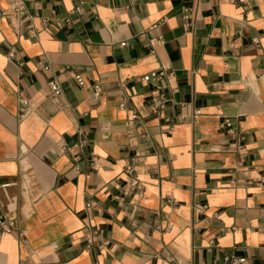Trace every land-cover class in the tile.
I'll return each mask as SVG.
<instances>
[{
  "label": "crops",
  "instance_id": "1",
  "mask_svg": "<svg viewBox=\"0 0 264 264\" xmlns=\"http://www.w3.org/2000/svg\"><path fill=\"white\" fill-rule=\"evenodd\" d=\"M161 62L169 77L141 79ZM78 135L74 168L60 144ZM3 216L0 264H264V0H27L19 23L0 16Z\"/></svg>",
  "mask_w": 264,
  "mask_h": 264
},
{
  "label": "built area",
  "instance_id": "2",
  "mask_svg": "<svg viewBox=\"0 0 264 264\" xmlns=\"http://www.w3.org/2000/svg\"><path fill=\"white\" fill-rule=\"evenodd\" d=\"M232 1V0H230ZM81 2L76 5L71 11L73 12H80L81 11ZM27 15V0H8V7L6 9H0V16L9 18L14 20L15 22L19 23L20 19ZM66 21L65 19L59 20L56 22L57 26H61L63 22ZM163 42V38L161 36H157L155 38H149L148 44L151 46H155L157 44H160ZM13 56V52L10 51L8 53V57ZM170 68V65L168 62H161L156 69H153L141 76V79L143 80H149L151 78H162V77H169L170 71H168ZM74 77L78 84H83V79L80 76V74H74ZM48 87L50 89V92L52 94H59L61 91L60 85L57 80L53 79L48 82ZM93 92L95 95H98L101 91V83L99 81H94L92 84ZM21 104H26L24 100H21ZM165 104V98L162 94H156L151 99V109L153 111H157L158 109L162 108ZM121 107H125L124 102H121L119 104ZM25 107L22 108L21 114H24ZM141 118L137 112H132L129 117V124L135 125L136 122H140ZM231 122L229 117H225L221 123V126L227 127L228 131H232L231 128ZM241 135L236 134L233 137L232 142L229 143L228 150L239 152L241 149ZM85 145V139L82 137V135H78L76 140L71 143H61L60 144V150L62 152H65L69 155L72 166L74 168H77V162L81 156V153L83 151V147ZM138 156V154H137ZM126 170L129 172L133 171V166L128 165L126 167ZM131 184L138 186V181L136 179L132 180ZM15 225L14 220L8 219L5 216L0 218V231H9L11 228H13ZM93 238V233H90L88 235V240L91 241ZM224 261L226 264H244L245 260L242 257L235 256L233 254H226L224 256Z\"/></svg>",
  "mask_w": 264,
  "mask_h": 264
}]
</instances>
